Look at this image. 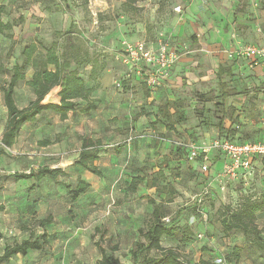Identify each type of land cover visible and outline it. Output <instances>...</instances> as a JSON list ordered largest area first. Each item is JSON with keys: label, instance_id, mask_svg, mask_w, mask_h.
Returning <instances> with one entry per match:
<instances>
[{"label": "rangeland", "instance_id": "obj_1", "mask_svg": "<svg viewBox=\"0 0 264 264\" xmlns=\"http://www.w3.org/2000/svg\"><path fill=\"white\" fill-rule=\"evenodd\" d=\"M0 5L6 8L3 21L12 24L0 33V135L7 121L2 88L12 68L23 62V49L35 43L38 52L46 53L57 41L61 52L66 42L63 34L69 30L91 59L90 63H74L73 68L89 86H100L101 96L108 95L104 100L110 99L98 115L76 116L56 124L52 132L62 146L63 140L74 139L78 143L73 141L74 148L80 147L79 135L98 134L99 138H91L102 142L101 157L94 162L101 176L88 170L84 176L75 172L69 176L63 169L74 155L70 148L49 156L53 151L40 150L33 140L7 148L8 156L0 160V180L8 181L4 192L0 188V229L12 231L11 236L19 241L43 234L48 241V250L35 251L30 257L20 254L14 264H97L101 248L132 264L135 242L144 241L140 229L151 223L149 198L164 205L165 220L177 216L179 231L173 238L164 237L162 245L176 248L186 264L201 259L218 264H264V252L240 231L225 234L220 219L224 206L236 208L247 197L264 200V159L257 161L247 179H227L219 172L223 162L204 174L178 145L221 136L225 132L221 124L231 127L226 133L232 137L264 141V66H252L239 53L248 44L264 43V0H0ZM140 40L154 48L166 45L174 56L169 80L161 82L152 100L142 77H128L124 61V42ZM221 65L232 68L224 81L235 90L224 101L218 97ZM33 72L32 67L26 69L27 80ZM118 81H123L121 88ZM30 90L26 81L18 85L20 106L32 98ZM167 108L174 114L173 125L163 115ZM131 113L134 126L127 123ZM139 133L148 136L128 141ZM44 166L60 168L66 175L53 181L48 176L43 181H17L5 170L37 173ZM137 176L142 180L133 190L131 182ZM80 180L90 187L73 201L69 189L76 188ZM205 187L208 193L198 203ZM12 191L20 192L25 201L44 200V210L51 212L44 218L48 221L42 225L31 209L16 220L3 201ZM256 221L264 230V209ZM235 247L240 248L238 260L232 255Z\"/></svg>", "mask_w": 264, "mask_h": 264}, {"label": "trees", "instance_id": "obj_2", "mask_svg": "<svg viewBox=\"0 0 264 264\" xmlns=\"http://www.w3.org/2000/svg\"><path fill=\"white\" fill-rule=\"evenodd\" d=\"M5 9L4 5H0V33L12 28V24L4 22L2 19ZM63 36H65L66 42L61 52L58 49L59 43L57 41L53 42L46 53L38 52L37 45L31 43L23 49V62L12 68L11 76L2 88L4 103L7 108V121L1 137L0 156L8 155L7 148H11L16 143L24 125L34 122L45 111L55 113L62 120H65L69 117V114H73V116L91 115L97 110L98 100L92 97L95 86H89L78 69L73 68L74 63L91 62L88 51L83 50L82 45L77 42L71 30L66 31ZM148 45L154 48L152 45ZM28 67H32L34 72L31 79L27 80L26 69ZM1 69L2 66H0ZM92 71L94 73V66ZM231 74L232 68L230 66L221 65L217 71L220 80L218 97L223 101L235 93V90L229 88L224 81V76ZM22 81H26L34 94V97L24 106H20L17 101V88ZM50 94L56 95V99L47 98ZM163 115L169 121V125H173L175 121L174 114L171 113L170 109L167 108ZM221 129L225 132L218 137L228 136L239 142H248L230 136L228 134L231 129L230 126L224 125L223 127V124H221ZM101 149V140L84 138L76 164L95 175L101 176V170L94 164L101 157ZM60 175H66V173L60 168L53 169L44 166L37 173L34 171L29 173L15 172L12 176L20 181L23 179L41 180L46 176L57 180ZM141 180V176L133 178L131 182L133 190L136 189L138 182ZM89 187L88 182L80 180L76 188L69 189L71 199L76 200ZM149 203L153 206L151 223L147 229H140L144 241L135 242L132 250V264H186L176 248H166L162 245L164 237L173 238L179 231V226L176 225L177 216L167 221L165 220L167 213L164 205L153 198H149ZM263 209L264 200L254 197H247L236 208L230 205L222 207L220 209L222 231L225 234L240 231L249 243L264 252V237L262 236L264 230L259 227L256 221L257 213ZM47 221L48 219H42L41 224L44 225ZM45 235L43 234V236L35 239L30 237L21 242L8 245L3 254L0 255V264L10 261L11 258L19 254L28 256L35 251L43 250L45 245L48 244ZM1 237L2 234L0 233ZM153 251L158 252V254L151 256L150 253ZM101 253L102 256L97 264H130L122 262L118 256L109 254L104 248H101ZM232 255L238 260L240 258V248L235 247ZM196 264L218 263L201 259Z\"/></svg>", "mask_w": 264, "mask_h": 264}, {"label": "built area", "instance_id": "obj_3", "mask_svg": "<svg viewBox=\"0 0 264 264\" xmlns=\"http://www.w3.org/2000/svg\"><path fill=\"white\" fill-rule=\"evenodd\" d=\"M124 61L130 73L142 77L150 90H155L161 82L168 78L174 63V56L166 45L158 48L150 47L147 42H124ZM240 55L250 60L252 66L264 63V43L248 44L240 50ZM118 88L123 86V81L116 83ZM147 134H135L129 137L131 142L137 138H146ZM178 145L186 152L191 162H196L199 170L209 174L214 166L223 162L221 175L227 179H247L256 168L259 159L264 158V141L239 142L228 136L216 137L208 142H179ZM208 188L202 190L198 203L204 200Z\"/></svg>", "mask_w": 264, "mask_h": 264}, {"label": "crops", "instance_id": "obj_4", "mask_svg": "<svg viewBox=\"0 0 264 264\" xmlns=\"http://www.w3.org/2000/svg\"><path fill=\"white\" fill-rule=\"evenodd\" d=\"M257 66H264V63H260ZM165 80L166 81L169 80V76ZM165 80H163V81H165ZM91 86H95L93 94H92V97L97 99L98 100V104H99V107L93 113L95 115H98L101 106L104 105L105 101H109L110 99L109 100H104L103 97L104 96L108 97V95L103 92L104 96H101L100 91H102V89H100V86H96V85H91ZM158 88L155 89V90H151L152 91L151 92L152 97L149 98L150 100H152V98L156 97V94H157L156 91L158 90ZM31 93H32V91H31ZM33 97H34V94L32 93V98ZM131 97L133 98L134 95H131ZM47 98H55L56 99V95L50 94ZM113 105H114V102H113ZM129 105L130 106L127 108V110L131 111V108H132L131 105L132 104H129ZM114 108H116L115 105H114ZM116 109H118V108H116ZM127 116H129V120H127V123H133L132 125L134 126L136 123H135V120L132 118L133 113H131L130 115H127ZM75 117L76 116H73V114H69V117L67 119L62 120L59 115H57L55 113H52L50 111H45L42 114H40L36 118V120L34 122L27 123L26 125L23 126V128H22V130H21V132L19 134V137L17 138L16 143L11 148L15 149V147L21 145L22 141H24V140H31V141L33 140L32 142H35L36 146H38V148H40V150H42V151L43 150H45V151H49V150L53 151L52 153H48L49 156L51 154L57 153L56 152L57 150L70 148L69 151L73 152L74 155L67 162V165H66L65 169H63V170H65V172H67V174L69 176H72L71 172H75L78 176H84V174L87 172V169L76 165L75 161L77 160V158L79 156V153H80V151L82 149V144H83L84 138H91L95 134L92 135V131H91V132H86V133H83L82 135H79L78 136L79 138H77V140L79 139V141L81 143L79 148L76 147L78 145V143L76 144L74 139L71 141V138L65 139V142L63 140L62 141L63 146H62L60 144V141L57 139V137H55L52 134V132L54 131V126L56 124L57 125H59V124L63 125V123H65L67 121H71L72 119L74 120ZM110 119L111 118H108L107 120H110ZM6 120H7V118H6ZM4 128L5 127L2 128V132H1V135H0L1 137H2V133L4 131ZM97 135H95V137ZM97 138H99V136L96 137V139ZM60 140H62V139H60ZM67 140H68V142H67ZM73 141H74V145H76L75 148H74V145H73ZM43 143L44 144H48V145L44 146ZM64 143H65V145H64ZM39 144L41 146H39ZM69 146H72V147H69ZM11 148H8V149H11ZM71 148H73V149H71ZM64 153H67V152L65 151ZM7 156L8 155L0 156V160L5 158V157H7ZM216 166H218V164ZM5 170L8 173H13V174L15 173V170H13V169L11 170L9 167H7ZM0 171H3V170H1V167H0ZM43 179H46V177H44ZM43 179L41 181H43ZM49 179L52 180L50 177H49ZM5 181H6L5 179H1L0 180V188H2L1 192H4V190L8 187V185H7L8 181H6L7 183H5ZM37 185H38V190H40V186L42 185V182L39 181V183ZM54 194H55V192H51L50 195H54ZM47 198H48V196H47ZM3 199H4L3 201L5 203V206H6L5 210L8 211L9 213H12L16 217V220L23 219L24 214L28 213L30 209H31L30 212H33V214L39 216L40 219H44L45 216H48L49 214H51V212H47V210H44V207H43V205L45 204L44 200L37 201V199H35V200L33 199V200H26L25 201L24 197L22 196V194H20V192H17V191H12L10 194H8V196H5V198H3ZM46 200H47L48 203L50 202L49 198L46 199ZM52 201H54V197H51V202ZM3 231L0 229V233L2 234V237L0 238V252H1L0 254H3L5 248L8 245L14 244L15 242H21L19 240H15L14 236H11L13 234L12 231H10L8 233L5 232V231L3 232ZM46 250H48V247L45 248L44 250H41V252L42 251L45 252ZM38 252H40V251H38ZM32 254L33 253L29 254L28 256L30 257ZM19 256H20V254L14 256L13 258H11L10 261L5 262L3 264H14L16 262V260L17 261L19 260ZM22 257L25 258L26 256L25 257L22 256Z\"/></svg>", "mask_w": 264, "mask_h": 264}]
</instances>
